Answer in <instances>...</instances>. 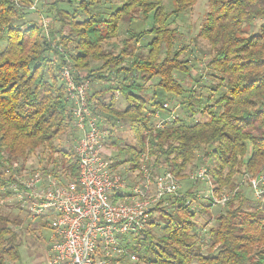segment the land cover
<instances>
[{
  "label": "trees",
  "instance_id": "obj_1",
  "mask_svg": "<svg viewBox=\"0 0 264 264\" xmlns=\"http://www.w3.org/2000/svg\"><path fill=\"white\" fill-rule=\"evenodd\" d=\"M100 1L0 0V172L7 164L12 169L10 180L16 181L23 161L39 149L46 152L47 161L53 160L48 151L56 150L54 142L68 131H77L61 79L62 66L70 61L82 72L73 68L77 78L106 81L92 94V104L108 134L116 131L118 123L134 132L133 144L121 137L115 144L119 152L127 153L123 161L131 169L138 167L139 156L146 151L156 167L179 177L207 158L214 191L236 189L215 216L209 199L210 204L200 203L197 209L202 187L198 184L203 181L190 175V187L179 191L181 196L163 197L151 211L148 228L131 235L136 239L126 246L139 256L131 264H264V198L256 195L246 177L264 172V0H208L198 39L210 46L206 67L217 81L212 88L219 92L216 99L214 92L206 98L177 76L180 72L191 78L193 68L186 48L175 46L180 37L175 23L198 0H170V10L167 0H121L109 11L95 8ZM34 3L37 10L46 6L47 15L57 16L58 43H51L52 30L44 34L37 21L25 19ZM83 12L86 15L80 18ZM150 14L154 23L147 29L140 16L146 19ZM259 19L258 31L251 32ZM121 23L125 37L120 50L105 48L107 40L118 36ZM148 36L151 39L141 43ZM70 43L75 44L74 53L66 49ZM117 90L126 101L124 109L117 107ZM172 96L191 114H211L192 123L176 118L154 128L155 112ZM73 156L62 153L60 163L77 182L76 151ZM53 162L51 170L58 173V162ZM260 186L264 189V178ZM23 219L0 203V264L7 257H20L19 231L14 227ZM155 225L161 234L152 231Z\"/></svg>",
  "mask_w": 264,
  "mask_h": 264
},
{
  "label": "built area",
  "instance_id": "obj_2",
  "mask_svg": "<svg viewBox=\"0 0 264 264\" xmlns=\"http://www.w3.org/2000/svg\"><path fill=\"white\" fill-rule=\"evenodd\" d=\"M44 26L48 27L46 22ZM58 48L64 52L62 45ZM76 73L70 61L62 66L69 110L75 129L80 132L76 147L79 181L64 182L53 172L30 169L17 174L16 181L4 182L1 189L16 198L15 205L27 209L33 218L48 217L52 230L50 264H111L119 252L137 262L136 252L120 248L121 239L147 229L151 211L163 197L181 196L180 177L161 165L156 167L147 151L139 156L133 180L116 168L104 152L108 131L102 127L101 115L92 104L93 80L77 78ZM116 92L119 96L120 91ZM163 108H169L167 102ZM169 110L166 117L160 116V110L155 112L154 128L175 121V108ZM191 176L205 183V191L198 196L211 200L213 205L224 206L236 190L215 192L207 165ZM246 177L256 195L264 198L260 186L264 172ZM0 203L5 202L0 199Z\"/></svg>",
  "mask_w": 264,
  "mask_h": 264
},
{
  "label": "rangeland",
  "instance_id": "obj_3",
  "mask_svg": "<svg viewBox=\"0 0 264 264\" xmlns=\"http://www.w3.org/2000/svg\"><path fill=\"white\" fill-rule=\"evenodd\" d=\"M78 1V0H77ZM122 1L121 0H101L96 6L95 8L100 9V10H105L107 11L111 6H117L119 7L121 5ZM165 6L167 10L171 9V1L167 0L165 1ZM40 7V6H39ZM66 7H69L70 10L74 9V6H68L66 5ZM32 11L31 13L25 18L28 21H37L40 25H42V28L44 30V34H50L52 30L54 33L50 34V40L52 41L51 43H58V35L56 34V29L59 27V22L57 19V16L54 14H48L50 16L47 15L46 10L48 7H42L40 10H37L35 7H31ZM208 9V0H198V2L195 4V6L184 12L181 13L179 15V17L176 20L175 26L179 27V33H180V37L178 38L177 42H176V47L180 48V47H185L186 48V52L185 55H187V57L190 58V64L192 65V77L188 78L185 74L177 72V76L182 79L184 78V84L186 87L190 88L192 87L193 89H195L197 92L202 91V93L204 94V97L207 98V96L210 93H213V99H216L217 97H219V92H215L212 91V88L214 86V84H217L216 79H214L213 77H211L209 75L210 70L206 67V61L209 58V44L207 41L203 40V39H198V33L200 30V27L202 26L203 23V19L206 15V11ZM110 10V9H109ZM108 10V11H109ZM152 14V13H151ZM149 15L148 18L143 19V16H140V21L141 24H143L144 28L150 29L153 26V15ZM85 12H83V14L79 17L83 18L85 16ZM44 19V20H43ZM21 20V19H20ZM20 20H17L18 22H21ZM44 22H46L48 28L46 29L44 26ZM262 20H257L256 22H254V24L251 27V32H255L258 31L259 29V25L261 24ZM134 23V22H132ZM120 29L121 31L119 32L118 36L112 39L107 40L104 43V47L105 48H112L115 50H120L121 46H122V38L125 37V25H123L121 23ZM152 36H148L147 39H143L141 41V43H146L147 41H149L151 39ZM74 43H70L68 44V46L66 47V49L70 50L71 53H74ZM64 47V46H63ZM164 55V54H163ZM94 63V61L92 62ZM98 63H95L94 65L96 66ZM74 68V67H73ZM76 69V68H74ZM78 70V69H76ZM79 72H81L80 70H78ZM77 71V72H78ZM82 73V72H81ZM84 73V72H83ZM84 75V74H83ZM216 97V98H214ZM181 100L176 97V96H172L170 99H167V103L169 108H175V115L177 116V119L180 120H185L188 123H192L196 120H201V119H205L208 118V116L211 113H207L206 112H202L199 111L196 114H191L186 106L181 105ZM169 108H162L160 110V116L161 117H166L170 114V110ZM102 125H104L105 123L102 121L101 122ZM103 128H105V125L102 126ZM116 134L115 136L112 137V139H114L113 141V145L114 144H118V141L116 138L114 137H119L121 136V134L116 130L115 131ZM79 132L77 131H72V132H66L64 134H62L59 139H57L54 142V145L56 146V150L55 151H48L52 153V159L56 160L58 163V173L54 171V175L60 177L62 179V181L67 182L70 181L71 179L69 178V176L66 174V172L64 171V167L63 165L60 163V157L62 153H67L70 154V156H73V152L76 151V147L78 145V141L80 138V134L78 135ZM134 133V132H133ZM109 135V134H108ZM106 137V141L110 142V138L111 136ZM118 135V136H117ZM40 151L36 154L33 155L32 157H30L29 159H27L26 161H23L21 164H24V168L21 171V175L23 172L28 173L30 169H43L45 171L48 172H52V168L54 167V163L53 160L47 161L48 158L45 157L44 158V154L46 152H43L41 149H39ZM113 152V151H112ZM123 153V152H120ZM119 153V154H120ZM112 154V153H110ZM109 154V155H110ZM74 158V156H73ZM18 163V162H17ZM124 164V166L122 165V168H120V170H124L123 168L128 167L129 165H125V162H122ZM208 160L207 158L203 159V160H199L197 163L195 162L189 169H188V173H186L184 176L180 177V185H179V190L180 192H185L186 189H188L190 187V184L192 183V179L191 176L199 167H201L202 165H208ZM20 164V162H19ZM7 165V164H6ZM4 166V168L2 169V171L0 172V197L3 198L4 202L6 204H8L9 206H11L14 210V212L20 213L23 216L27 217H31L33 218V216L27 211V209H23L20 206H17L15 204H18L16 198H14L13 196H10V194L2 192L3 190L1 189V186L3 185L4 182L7 181V183L9 184L10 182H12L10 180V175L12 172V169L9 170V168L7 166ZM210 177L211 173L209 174ZM243 176H238L237 179H243ZM200 187L202 185V187L200 188V191L198 193H203L202 190L205 191L206 185L204 182H201L198 184ZM244 187H246L245 185H243ZM247 194L250 196H254L253 193L249 192V190H247V188H245ZM255 202V201H254ZM200 203H202V205H208V203L210 204V201L208 199H206L205 197H197L196 200V207L197 209L200 208ZM253 204V203H252ZM254 205V204H253ZM211 212L214 213V215L216 213H218L219 211H222L223 208H221L220 204L217 205H209ZM216 216V215H215ZM36 218V217H35ZM200 218H203L200 217ZM39 219V218H36ZM204 219V218H203ZM205 221V220H204ZM214 222V220L212 221V223ZM209 225V224H208ZM36 227L33 222L30 220L26 221L24 223V225H22V227H19L17 230L19 231V233H21V237H19L23 243L24 242H28L27 236L28 235H32V237H30V240L32 242V246L30 247L32 250V255L33 257L31 258L30 263L31 264H36V260L38 259V253H42L44 255V257L46 258V261H48L50 259V249H51V245H52V237H51V229H49L48 227H43V225H41V228L39 227V230H36ZM152 231L156 234H161L162 233V229L157 225H155L154 227L151 228ZM202 229V228H201ZM36 230V231H35ZM201 235H203V233H200ZM136 239V238H135ZM131 239L132 241H135ZM126 244H130L129 242H122V246L120 247L121 249H126L127 251H131L134 252V250H131L128 246H126ZM206 248H204L203 250H205ZM136 252V251H135ZM117 257V255H116ZM118 258L119 260H121V264H131L133 261L132 259L125 254L124 252H119L118 253ZM111 264H116L114 262H111Z\"/></svg>",
  "mask_w": 264,
  "mask_h": 264
},
{
  "label": "crops",
  "instance_id": "obj_4",
  "mask_svg": "<svg viewBox=\"0 0 264 264\" xmlns=\"http://www.w3.org/2000/svg\"><path fill=\"white\" fill-rule=\"evenodd\" d=\"M105 84H106V81L93 80L92 85H91L92 94H94L96 91L100 90L101 88L105 87ZM116 96L118 98L117 107L124 109L126 106V101H125L124 97H122L121 94L119 96H118V94H116ZM117 125L118 126H116V130L121 134V136H119V137L123 138L121 140L125 141L124 143L133 144L136 139L134 137V134L129 129V127H127L125 124H120V123H118ZM115 134H116V132L111 131L108 136H115ZM115 138H117V137H115ZM104 152L111 158L113 163L115 161L121 162V161L125 160L126 158H128L127 153H125V152L120 153L118 151L116 145L115 144L113 145V143L108 142V141H106V144L104 147ZM110 153H112V154H110ZM122 165L124 166L123 163H120L119 165H117V166L114 165V166L120 170V168H122ZM125 165H129V166L123 168L124 169L123 171L122 170H120V171H122L126 176H128L129 179L133 180L135 178V175H136V169H131L129 162H125ZM23 220H24L23 224L14 227L16 230L19 227H22V225H24V223L26 221L30 222V220L33 222V224L36 227H38V228H36V230H39V227L41 228V225H43V227H48L49 229H51L48 217H42V218L36 219V218L27 217V215H26V216H24ZM50 231L52 233V230H50ZM19 237H21V233H19ZM30 237H32V235L27 236V239H28L27 243L26 242L23 243V241L19 238V240L21 242V245L19 248L20 257L18 259H11V258L7 257L5 259V264H31L30 261H31V258L33 257V255H32V250L30 248L32 246V242L30 240ZM124 239H128V242L130 243L131 239H133V236H131V238H127V236H125V238L121 239V243L122 242L127 243V240H124ZM112 262H114L116 264L122 263L121 260H119L118 255H117V257H115L113 259ZM36 264H50V262H49V260L46 261V258L44 257V255L42 253H38V259L36 260Z\"/></svg>",
  "mask_w": 264,
  "mask_h": 264
}]
</instances>
